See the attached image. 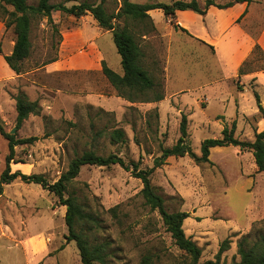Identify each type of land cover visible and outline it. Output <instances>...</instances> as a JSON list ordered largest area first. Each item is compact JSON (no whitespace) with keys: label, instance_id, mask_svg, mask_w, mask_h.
Segmentation results:
<instances>
[{"label":"rangeland","instance_id":"rangeland-1","mask_svg":"<svg viewBox=\"0 0 264 264\" xmlns=\"http://www.w3.org/2000/svg\"><path fill=\"white\" fill-rule=\"evenodd\" d=\"M196 1L203 6L205 0ZM80 2L99 0H50L66 6ZM27 3L34 6L37 0ZM104 6L108 13H116L119 0H107ZM148 15L149 21L128 19L115 25H126L134 35L142 51L141 66L161 86L155 92L163 99L149 103L120 98L104 77L103 62L122 74L120 57L111 33L99 28L90 15L75 18L52 12L51 24L44 18L34 20L30 56L19 76L4 64L14 39L0 22V117L7 132L15 130L16 138H38L31 145L14 147L17 163L10 164L12 172L42 175L53 183L84 151L138 162L140 170L151 168L161 148L176 143L182 115L197 156L203 140L221 138L223 128L230 129L233 122L234 137L240 141L252 142L264 129L253 97L257 92L264 109V90L254 80L242 83V76H237L226 81L213 48L174 31L177 20L161 11ZM19 92L36 101L40 111L17 129L14 97ZM117 129L124 132V141L112 143L109 134ZM7 154L8 143L0 136V173ZM209 161L198 164L188 156L169 157L150 179L168 212L190 214L182 228L201 249L199 263L214 260L219 244L228 238L230 249L220 258V263L228 264L233 257L238 260L236 243L241 237L255 240L264 235V171H257L251 151L233 146L212 148ZM141 188L140 180L118 165L83 166L65 196L75 194L98 216L100 228L90 239L104 245L103 264H143L144 258L146 264H185L186 255L174 245L158 213L144 204ZM64 213L65 207L39 185L18 179L6 185L0 196V264H80L75 243L64 238Z\"/></svg>","mask_w":264,"mask_h":264},{"label":"trees","instance_id":"trees-1","mask_svg":"<svg viewBox=\"0 0 264 264\" xmlns=\"http://www.w3.org/2000/svg\"><path fill=\"white\" fill-rule=\"evenodd\" d=\"M76 2V0H71ZM107 0H99L98 4L80 2L70 6L65 3L51 4L50 0H37L36 5H29L27 0H0V22L5 30H10L13 34V47L11 53L4 56L3 59L9 69L16 75H21L23 62L30 56L31 42L30 29L31 24L36 19H46L52 23V12H60L79 18L90 15L98 27L102 30L109 31L117 54L120 57L122 74H117L108 68L105 63L101 64L102 74L115 89L117 95L130 103H149L158 102L163 99L162 94L156 93L160 89V84L156 82L148 72L141 66L142 51L134 35L127 29L126 25L118 28L116 21H126L128 19L135 21H149L148 12L160 10L164 16L171 18L173 21L176 11H193L199 15H204L209 6H216L224 9L232 6L234 3H249L250 0H232L224 5L215 4L213 0H205L203 6L196 0L189 2L173 0L170 4L165 3H148L136 4L129 0H119V8L116 13H108L104 4ZM174 29L187 34L186 30L174 26ZM260 63L255 70L249 67ZM264 71V52L258 45H255L249 57L241 64L238 69V77L251 72ZM153 94L151 97L150 94ZM253 97L259 113L264 119V109L260 103L259 95L253 91ZM16 127L22 125L30 115L39 113L40 108L36 101L31 102L26 95L19 92L15 97ZM235 122L231 128H223L221 138L205 139L200 144V155L194 154L190 147L189 136L187 133V118L182 115L179 125V137L171 147L161 148L160 156L154 158L151 168L140 170L138 162H125L122 158L110 154L100 156L93 151H84L81 155L72 159L65 172L53 182L48 181L38 174H22L20 171L12 172L11 163H17L14 160V147L18 145H31L38 140L37 137L25 139L16 138L5 130L3 120L0 117V136L8 143V154L5 157V167L0 173V196L4 192V187L15 180L25 184L39 185L43 190L52 194L58 205L65 207L64 224L67 234L65 241H73L78 249L80 264H103L105 259V249L103 244L91 242V237L100 228L98 216L87 210V207L79 203L75 194L70 193L65 196L67 189L72 181L78 176L83 166L110 167L118 165L133 177L140 180L142 188L140 196L144 204L152 211H156L161 218L165 231L170 235L174 245L182 251L186 257L185 264H200L201 249L189 238L186 237L182 228L183 222L190 217L188 212L177 211L168 212L164 205V199L157 193L156 188L151 184L150 176L153 171L165 164L169 157L188 156L198 164L210 163L209 155L212 148L233 146L241 151H251L254 163L258 172L264 171V129L255 134L254 140L240 141L234 137ZM112 143L124 141L125 134L122 130H113L110 134ZM114 209L110 211L113 212ZM231 241L226 238L218 247L214 260H207L201 264H227L220 263L223 253L230 249ZM236 255L238 260L233 257L228 264H264V235H260L255 240H250L249 236L241 237L236 243ZM148 262L144 258L143 264Z\"/></svg>","mask_w":264,"mask_h":264},{"label":"crops","instance_id":"crops-1","mask_svg":"<svg viewBox=\"0 0 264 264\" xmlns=\"http://www.w3.org/2000/svg\"><path fill=\"white\" fill-rule=\"evenodd\" d=\"M215 4L224 5L219 2ZM175 20L177 23L173 22L174 26L186 30L187 40L215 50L226 81L238 76L239 67L255 45L264 52V0L234 3L224 9L209 6L203 16L188 10L176 11ZM174 26L173 30L178 32ZM242 79V83H247L248 79L254 80L257 88L264 90V71L242 75Z\"/></svg>","mask_w":264,"mask_h":264},{"label":"water","instance_id":"water-1","mask_svg":"<svg viewBox=\"0 0 264 264\" xmlns=\"http://www.w3.org/2000/svg\"><path fill=\"white\" fill-rule=\"evenodd\" d=\"M14 132H15V130H12L10 133H11V134H14Z\"/></svg>","mask_w":264,"mask_h":264}]
</instances>
